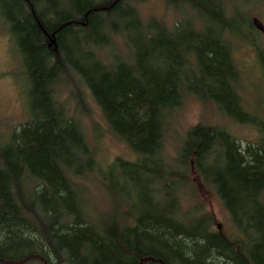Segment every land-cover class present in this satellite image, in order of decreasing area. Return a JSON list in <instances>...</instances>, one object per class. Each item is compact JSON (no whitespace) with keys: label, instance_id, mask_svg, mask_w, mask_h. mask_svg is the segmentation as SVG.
I'll list each match as a JSON object with an SVG mask.
<instances>
[{"label":"trees","instance_id":"1","mask_svg":"<svg viewBox=\"0 0 264 264\" xmlns=\"http://www.w3.org/2000/svg\"><path fill=\"white\" fill-rule=\"evenodd\" d=\"M143 1L0 0L28 110L0 139V264H264V119L240 106L227 0H164L180 14L170 27L144 18ZM74 89L75 115L59 97ZM85 93L136 154L104 173L118 205L94 219L79 183L99 170L78 120ZM182 94L255 126L254 138L196 122L173 165L163 162L165 124ZM183 167L214 191L226 226Z\"/></svg>","mask_w":264,"mask_h":264},{"label":"rangeland","instance_id":"2","mask_svg":"<svg viewBox=\"0 0 264 264\" xmlns=\"http://www.w3.org/2000/svg\"><path fill=\"white\" fill-rule=\"evenodd\" d=\"M226 2L228 6L227 18L232 22L229 26L231 27L230 34L227 32L226 37L230 43L232 59L238 71L235 88L239 95L240 106L252 116L254 114L255 118L257 116L264 119V35L257 29L248 26V21L251 22L253 17L258 18L264 24V5L260 0H227ZM139 8L144 18L154 15L163 19L168 27L172 26L180 17V14L172 11L164 0H145L139 4ZM0 24L1 139L6 138L12 128L17 127L28 118V110L21 84L23 80L19 74L22 72L20 56L14 48L12 37L8 33L7 25L3 23L1 15ZM114 43L116 49L122 50V42L119 43L115 39ZM113 49L116 50L114 47ZM60 89L68 90L63 85L59 86L58 90ZM66 90L61 92L60 101H64L65 105L69 107V111L72 110V114L75 115L74 106L75 97L78 96L77 91L74 89L69 96ZM84 96L88 102L85 107L88 109L84 114L78 115V120L85 139L90 144L91 153H94L99 170L93 168L91 172L85 173L83 177L79 178V183L80 185L81 183L86 184L82 190L83 208L86 215L90 219H94L101 213L110 212L113 208L112 205L114 207L118 205V200L113 196L112 191L106 189L107 185L105 184L108 182V178L104 173L119 170L118 165L112 164L117 157L123 160H134L136 154L129 149L120 136L110 129L94 100L87 93ZM196 122L224 126L231 134L243 140H252L256 133L255 126L233 120L232 117L221 112L215 104L201 101L190 94H182L180 105L174 109L169 122L165 124L163 142L160 146V158L163 162L173 165L172 157L177 156L185 131ZM174 168L176 169L175 166ZM189 168L183 167V177L186 176L188 180L194 182L197 199L202 201L206 209L215 215L219 223L225 225L226 213L214 191L207 184L202 183L201 178L194 175ZM112 177L111 181L114 184L117 180L116 175L114 174ZM190 191L188 186L185 193L186 199L193 196ZM24 264L41 263L33 260Z\"/></svg>","mask_w":264,"mask_h":264},{"label":"water","instance_id":"3","mask_svg":"<svg viewBox=\"0 0 264 264\" xmlns=\"http://www.w3.org/2000/svg\"><path fill=\"white\" fill-rule=\"evenodd\" d=\"M254 27L264 35V25L255 17L252 18Z\"/></svg>","mask_w":264,"mask_h":264}]
</instances>
